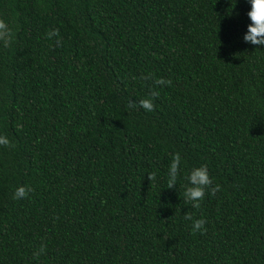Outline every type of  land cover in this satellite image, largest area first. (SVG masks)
<instances>
[{
    "label": "trees",
    "instance_id": "trees-1",
    "mask_svg": "<svg viewBox=\"0 0 264 264\" xmlns=\"http://www.w3.org/2000/svg\"><path fill=\"white\" fill-rule=\"evenodd\" d=\"M249 8L0 0V264H264V47L243 39ZM200 165L216 191L194 208L184 177ZM18 186L31 191L13 199Z\"/></svg>",
    "mask_w": 264,
    "mask_h": 264
},
{
    "label": "clouds",
    "instance_id": "clouds-1",
    "mask_svg": "<svg viewBox=\"0 0 264 264\" xmlns=\"http://www.w3.org/2000/svg\"><path fill=\"white\" fill-rule=\"evenodd\" d=\"M250 8L247 11V17L249 23L246 25V31L244 33L243 39L246 43L255 45L257 47H264V0H248ZM157 84H164L167 81L162 79H157L155 81ZM157 93L153 92L152 96ZM141 107L147 111L153 109V103L151 99L145 98L139 101ZM8 141L5 138L0 137V144H7ZM181 168V157L179 154H174L171 158L168 168V188H173L176 186V181L178 173ZM187 184L184 190V199L186 202H191L192 206L199 207L200 202L204 198L205 190L208 189L209 193H214L216 191L215 187H211L212 180L209 176L208 169L206 165L194 166L192 167L187 176L184 177ZM31 191V188H26L24 186H18L13 192V199H21L27 196ZM186 220L191 221V231L192 232H203L205 231L206 221L204 218L193 219L192 215L185 213ZM43 247L40 248V252H43Z\"/></svg>",
    "mask_w": 264,
    "mask_h": 264
}]
</instances>
